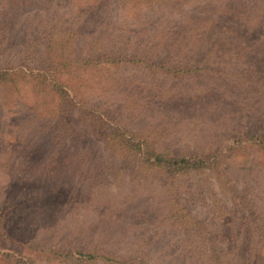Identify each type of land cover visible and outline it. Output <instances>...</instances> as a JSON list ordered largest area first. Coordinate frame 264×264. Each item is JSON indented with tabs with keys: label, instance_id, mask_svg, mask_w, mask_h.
Segmentation results:
<instances>
[{
	"label": "rangeland",
	"instance_id": "rangeland-1",
	"mask_svg": "<svg viewBox=\"0 0 264 264\" xmlns=\"http://www.w3.org/2000/svg\"><path fill=\"white\" fill-rule=\"evenodd\" d=\"M62 53L83 104L66 122L21 72ZM0 68L14 76L0 82V264H200L167 176L111 148L121 127L227 153L181 201L222 263L264 264V147L246 142L264 138V0H0Z\"/></svg>",
	"mask_w": 264,
	"mask_h": 264
},
{
	"label": "trees",
	"instance_id": "trees-1",
	"mask_svg": "<svg viewBox=\"0 0 264 264\" xmlns=\"http://www.w3.org/2000/svg\"><path fill=\"white\" fill-rule=\"evenodd\" d=\"M201 27H203V30L204 28L206 29V23L204 22ZM201 27L197 29H200ZM62 56L65 62L63 61L60 64L52 63L53 65L39 70L38 73L28 75L24 70L21 72L26 78L29 77L31 79V83L33 84V94L36 99L39 100V104H42L44 107L52 106V113H58V120L62 119L66 122L67 118L74 114V110H76L77 106L83 107V104L78 99L75 87H72L70 83L65 81L71 74V70L74 69L68 59L64 57L63 53ZM138 62L145 63V60L140 58L138 59ZM167 70L170 71L171 69ZM13 77L14 76L10 72H3L0 68V82L10 80ZM76 101H78L79 104L76 103ZM50 103L52 105H50ZM98 120L99 123L103 122L100 121V118H98ZM109 136H113L114 140H117V143L113 144L111 148H114V151L120 153L123 160L127 162L126 165H129L128 163L130 162H136L142 168L149 170L153 169L157 172H162L167 176V181L169 180L170 198H172V206L168 211L169 217L172 218L174 222L181 223L180 228H185L184 230H186V232L189 231L188 235L190 238L188 240L192 242L195 241L191 240V237L193 239L194 236L197 239H202L204 241L201 247L194 249V251H197V255L200 256L199 263L224 264L222 263L220 254L212 241V233L207 230L208 225L202 223V221L198 220L196 217H193L190 208L182 203L181 189L184 188L186 183L195 175L225 173V170H223V163L225 157H227L225 156L227 153L224 154V151L213 154L176 153L170 149L155 147L147 141H143L140 136L134 132L128 131L125 127H121V129L117 128L114 132H110ZM238 138L242 139L244 136L240 134ZM246 142L260 144L264 147V138L261 137H251L248 138ZM236 148L237 147L234 149ZM1 231L2 230L0 229V238ZM205 243L212 246L210 252L206 251ZM0 249L4 250L1 239ZM78 255L81 258L86 256L83 253H78ZM3 256L5 258L12 257L11 253H4ZM89 259L93 260L94 256L89 255ZM16 261L17 264H27L20 259H16ZM108 261L112 264H135L129 259H108Z\"/></svg>",
	"mask_w": 264,
	"mask_h": 264
}]
</instances>
